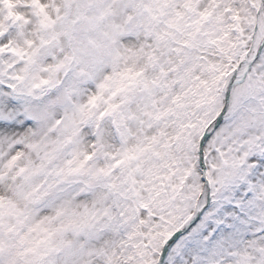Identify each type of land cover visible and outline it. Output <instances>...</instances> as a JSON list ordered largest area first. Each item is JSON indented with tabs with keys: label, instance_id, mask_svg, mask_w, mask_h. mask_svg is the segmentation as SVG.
Listing matches in <instances>:
<instances>
[{
	"label": "snow or ice",
	"instance_id": "snow-or-ice-1",
	"mask_svg": "<svg viewBox=\"0 0 264 264\" xmlns=\"http://www.w3.org/2000/svg\"><path fill=\"white\" fill-rule=\"evenodd\" d=\"M0 264H264V0H0Z\"/></svg>",
	"mask_w": 264,
	"mask_h": 264
}]
</instances>
